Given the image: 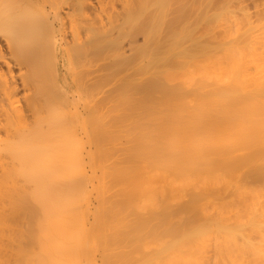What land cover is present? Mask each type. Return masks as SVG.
I'll list each match as a JSON object with an SVG mask.
<instances>
[{
    "label": "bare ground",
    "instance_id": "obj_1",
    "mask_svg": "<svg viewBox=\"0 0 264 264\" xmlns=\"http://www.w3.org/2000/svg\"><path fill=\"white\" fill-rule=\"evenodd\" d=\"M0 264H264V0H0Z\"/></svg>",
    "mask_w": 264,
    "mask_h": 264
},
{
    "label": "rangeland",
    "instance_id": "obj_2",
    "mask_svg": "<svg viewBox=\"0 0 264 264\" xmlns=\"http://www.w3.org/2000/svg\"><path fill=\"white\" fill-rule=\"evenodd\" d=\"M64 79H65V82H66L67 90L69 91V94L71 96L70 97V102H71V105H72L71 107H75L78 110V112L81 109V107L84 108V109H81L80 110L81 111L80 113L84 114V112H85V104L83 102H86L84 99H82L84 95H77V96H75L74 97L76 99V101H75V99L72 96L73 91H72V87L70 85L71 84L70 77L69 76L68 77L66 76V77H64ZM81 94H83V92ZM78 98H80V99H78ZM71 100H73V102ZM79 105H80V107H79Z\"/></svg>",
    "mask_w": 264,
    "mask_h": 264
}]
</instances>
